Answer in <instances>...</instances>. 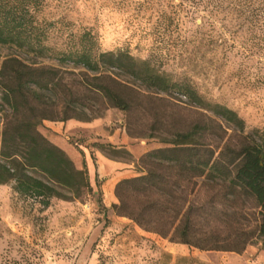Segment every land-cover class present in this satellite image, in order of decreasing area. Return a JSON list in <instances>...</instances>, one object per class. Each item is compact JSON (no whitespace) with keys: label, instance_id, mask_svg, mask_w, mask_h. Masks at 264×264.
Masks as SVG:
<instances>
[{"label":"trees","instance_id":"trees-1","mask_svg":"<svg viewBox=\"0 0 264 264\" xmlns=\"http://www.w3.org/2000/svg\"><path fill=\"white\" fill-rule=\"evenodd\" d=\"M186 1L196 11L211 4L207 18L224 11L247 20L251 34H264V6L256 0ZM42 5L0 0V49L16 52L0 54V185L10 184L44 207L53 197L73 200L88 193L85 161L77 168L39 127L44 120L89 121L108 108L129 114L144 94L120 77L126 75L169 99L183 97L199 115L189 122L153 115L138 131L127 123L129 136L156 138L162 146L139 157V174L115 184L113 212L201 251L240 254L252 244L264 250V132H247L237 112L207 99L187 71L175 78L128 51H100L89 32L76 48L51 46L36 19Z\"/></svg>","mask_w":264,"mask_h":264},{"label":"rangeland","instance_id":"rangeland-1","mask_svg":"<svg viewBox=\"0 0 264 264\" xmlns=\"http://www.w3.org/2000/svg\"><path fill=\"white\" fill-rule=\"evenodd\" d=\"M255 5L264 6V0ZM202 9L186 0H43L36 19L53 47L76 48L89 32L100 51H128L175 78L187 71L207 99L237 112L247 132H264V34H251L247 20L224 11L207 18L211 4ZM200 38L204 44L198 47ZM10 53L16 52L0 49L1 55ZM120 77L144 94L129 114L108 108L89 121H65L73 124L59 133L39 127L77 168L85 161L88 193L73 200L53 197L44 207L10 184L0 185V264H264L257 244L240 254L201 251L146 232L117 216L112 204L105 206L111 183L139 174V157L162 146L156 138L129 136L128 122L138 131L153 115H180L188 122L199 115L181 96L169 99ZM2 114L0 101V136Z\"/></svg>","mask_w":264,"mask_h":264},{"label":"crops","instance_id":"crops-1","mask_svg":"<svg viewBox=\"0 0 264 264\" xmlns=\"http://www.w3.org/2000/svg\"><path fill=\"white\" fill-rule=\"evenodd\" d=\"M72 124L73 123H70V124L66 125L64 122H61V121H48V120H44L43 121V125L44 126L52 129L56 133L61 132V130H63L66 126H71ZM120 177L125 178V177H130V175L126 174V175H122ZM120 177H118V179ZM114 184L115 183L112 182L110 187H109L108 194H107V200L106 199L104 200L105 206L111 205L112 203L116 202V197H115L114 192H113L114 191L113 190L114 189Z\"/></svg>","mask_w":264,"mask_h":264}]
</instances>
